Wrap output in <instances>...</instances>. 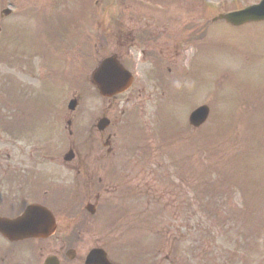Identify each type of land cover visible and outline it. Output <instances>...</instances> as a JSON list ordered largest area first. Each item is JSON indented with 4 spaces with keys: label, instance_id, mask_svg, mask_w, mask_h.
I'll list each match as a JSON object with an SVG mask.
<instances>
[{
    "label": "rangeland",
    "instance_id": "374dc122",
    "mask_svg": "<svg viewBox=\"0 0 264 264\" xmlns=\"http://www.w3.org/2000/svg\"><path fill=\"white\" fill-rule=\"evenodd\" d=\"M205 1L0 0V101L9 107L42 91L47 97L34 106L55 102L54 76L63 72L70 89L62 98L82 76L81 108L99 113L109 103L88 82L95 61L127 53L136 75L132 99L122 96L117 109L125 115L114 156L127 168L110 183L120 190L102 194L112 201L93 217L94 231L69 264H82L95 246L119 264H264V22L235 28L212 21L220 9L260 0ZM116 31L127 39L163 34L145 36L148 47L137 40L121 47ZM9 82L19 90L12 94ZM201 105L210 115L196 130L188 115ZM26 143L0 140V162L21 169L6 156L29 155ZM61 178L45 186L60 187Z\"/></svg>",
    "mask_w": 264,
    "mask_h": 264
},
{
    "label": "flooded vegetation",
    "instance_id": "af4514ba",
    "mask_svg": "<svg viewBox=\"0 0 264 264\" xmlns=\"http://www.w3.org/2000/svg\"><path fill=\"white\" fill-rule=\"evenodd\" d=\"M162 34L161 31L142 32L132 34L134 37L129 39L127 31L111 35L122 47L128 42L130 46L135 44V40L147 45L143 42L145 36L155 41ZM112 42L113 38L109 39L108 45ZM116 56L131 70L132 66L126 65V60L131 59L129 54L117 52ZM68 90L69 86L62 79L59 96L63 97ZM71 98L77 103L73 110L60 102L62 108L49 109L40 120L31 109L10 108L2 102L0 140L10 145L15 140L25 141L32 149L27 156H6L12 162L17 159L21 169L5 165L3 159L0 162V264L77 261L81 242L94 231L93 217L112 201L102 194L108 196L120 190L118 185L110 183L127 168L120 166L125 162L113 155L116 146L112 140L124 114L122 110L118 117V97L109 99V110L99 113L95 110L85 113L84 107L80 109L81 94L74 92ZM60 144L64 145L62 151ZM113 169L117 170L115 175ZM65 172H72L74 177L68 179ZM55 174L62 177L60 187L45 186ZM124 205L121 202L120 206ZM31 207L38 211L26 214ZM28 215L30 218L22 227L21 220Z\"/></svg>",
    "mask_w": 264,
    "mask_h": 264
},
{
    "label": "water",
    "instance_id": "95a60500",
    "mask_svg": "<svg viewBox=\"0 0 264 264\" xmlns=\"http://www.w3.org/2000/svg\"><path fill=\"white\" fill-rule=\"evenodd\" d=\"M234 26H240L247 22L264 20V0L259 5L252 6L239 13L219 16ZM92 77L100 84L101 93L108 95L112 89L122 87L119 90L114 89V93L120 92L128 85L126 76L123 74L122 68L113 58L105 59L100 66L93 72ZM208 108L203 106L195 110L190 115V123L194 127H199L205 122L208 116ZM27 221L23 218L21 226L24 227ZM85 264H111L107 261L106 255L102 250H92L85 260Z\"/></svg>",
    "mask_w": 264,
    "mask_h": 264
}]
</instances>
